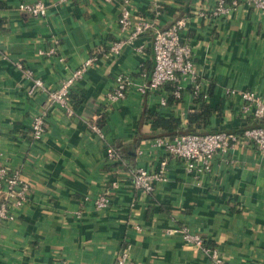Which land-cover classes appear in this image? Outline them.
<instances>
[{"label": "crops", "instance_id": "crops-1", "mask_svg": "<svg viewBox=\"0 0 264 264\" xmlns=\"http://www.w3.org/2000/svg\"><path fill=\"white\" fill-rule=\"evenodd\" d=\"M39 1L47 6L43 18L18 9ZM124 1L0 0V166L20 171L31 188L16 220L0 227V264H117L124 248L136 264H212L204 247L218 264H264V155L239 143L198 178L181 160L167 158L147 112L179 119L186 130L200 110L189 79L180 101L172 99L173 84L106 101L118 76L141 83V68L152 75L156 31L184 20L181 38L214 110L197 133L264 127L244 114L241 98L251 91L264 99V15L247 0H236L222 18L212 14L216 0H126L135 22L153 27L116 56L111 42L128 36L118 24ZM51 49L55 55H40ZM92 55L99 60L73 87L76 116L70 117L48 93ZM27 71L45 82V92L28 94ZM40 112L48 129L37 141L31 127ZM112 144L123 147L122 162L108 159ZM166 159V180L153 194L134 188L135 169L156 170ZM106 190L110 206L97 210L94 200ZM185 232L201 237L204 247L187 242Z\"/></svg>", "mask_w": 264, "mask_h": 264}, {"label": "built area", "instance_id": "built-area-1", "mask_svg": "<svg viewBox=\"0 0 264 264\" xmlns=\"http://www.w3.org/2000/svg\"><path fill=\"white\" fill-rule=\"evenodd\" d=\"M60 3H67L74 0H59ZM105 3H113L118 0H101ZM217 7L212 13L217 18L226 17L229 12L237 7L236 0H216ZM247 3L264 15V0H247ZM118 24L128 36L111 42L109 52L112 55H120L121 52L137 38L149 32L153 24L145 19L135 22L128 2L125 0ZM19 11L33 17L43 18L47 15V6L43 2L21 3ZM157 9H161L157 6ZM159 11V10H158ZM158 12L157 14H159ZM186 28L184 20H178L169 28L156 31L153 38V50L155 67L151 76L143 69H140L141 83L129 75L123 74L116 78L115 88L107 94L106 101L111 104L124 100L131 89H136L141 95H146L150 90L160 91L166 84L172 83L176 86L173 95L181 98L182 86L186 79H189L196 95L203 93V86L199 81L194 62V55L189 44L182 41L181 34ZM58 42H56L57 44ZM56 54V49L47 52H40L44 57H51ZM97 55H92L84 64L74 71L69 78L61 82L58 89L48 93V100L64 108L70 117L76 116L72 105L71 91L78 81L83 79L88 70L98 62ZM22 70L23 66L19 65ZM27 76L33 80V86L28 91L30 96L37 91L45 92V82L34 76L32 71H27ZM243 101L242 110L244 114L264 122V99L257 93L247 91L241 95ZM164 100L163 104H165ZM47 114L40 112L33 119L31 136L34 140H42L47 132ZM93 130L103 139L102 130L94 126ZM156 145L161 148L165 155L170 158L181 160L190 174L198 177L212 172L213 162L218 155L227 154L235 145L246 143L256 147L264 155V127L248 128L242 133L219 131L208 134H183L172 139L157 138ZM108 159L115 161L116 157L109 150ZM168 169L167 159L162 161L156 170L148 171L143 168L135 169L134 188L146 194H153L156 185L166 180ZM117 184H113L116 188ZM31 188L29 183L18 170H10L0 166V227L16 220V212L23 209L29 201ZM87 200V199H86ZM111 199L109 191H103L94 200L97 210H104L110 206ZM184 239L187 242L195 243L204 247V240L185 232ZM210 255L212 264H218L216 253L205 248ZM117 264H136L131 260L128 248H124L118 255Z\"/></svg>", "mask_w": 264, "mask_h": 264}, {"label": "trees", "instance_id": "trees-1", "mask_svg": "<svg viewBox=\"0 0 264 264\" xmlns=\"http://www.w3.org/2000/svg\"><path fill=\"white\" fill-rule=\"evenodd\" d=\"M168 84H172V83H168ZM173 86H174L173 91H175L176 86L174 84ZM193 94L196 97V103L200 105V110L189 116V126L186 130H183L181 128V121L179 119H175V118L166 119L157 114L147 112V117L153 120L152 127L154 129L161 130V134H159L156 138L172 139L178 135H183V134H200L197 133L196 129L198 128L203 129L205 128L206 125H208V121L210 117L213 115L214 110L210 105L206 104L203 93L196 95L193 90ZM172 97H173L172 99L175 101L181 100V98H176L174 95H172ZM95 126L101 129L99 125H95ZM138 145L139 143L136 142L135 146L137 147ZM121 148L123 147L118 144H112L110 146V151L114 153L116 157L115 160H117L118 162H122L123 158L126 157L124 151H121Z\"/></svg>", "mask_w": 264, "mask_h": 264}]
</instances>
